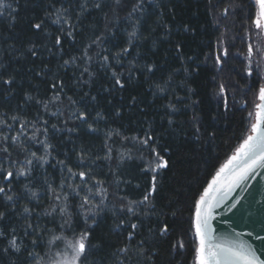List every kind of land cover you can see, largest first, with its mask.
<instances>
[{
	"label": "trees",
	"instance_id": "trees-1",
	"mask_svg": "<svg viewBox=\"0 0 264 264\" xmlns=\"http://www.w3.org/2000/svg\"><path fill=\"white\" fill-rule=\"evenodd\" d=\"M5 2L17 11L7 9L0 17V121H4L0 137L19 136L27 152L9 140L11 156L5 159L6 154L0 153L2 166L14 173L11 182L0 178V186L8 185L11 191L6 188V192L13 195L9 202L0 194V211L5 212V219L0 220L4 232L0 264H25V249L36 238L31 230L25 235L29 223L39 225L44 241L35 252L45 261L50 239L45 229L65 237L64 242H56L59 249L53 246V252L65 251L73 233L59 230V216L43 213L53 204L49 186L59 191L61 183H83L79 176L69 179L67 168L86 171L91 177L87 187L95 190V182L101 181L107 189L104 211L95 225L91 217L88 224L83 217L78 220L77 235L85 229L92 233L86 264H195L190 223L194 201L251 134L249 113L259 102V88L264 85L260 67H254L251 76L246 71L248 37L256 14L253 0H152L143 14H136L138 20H125L127 13L120 12L119 23L108 27L105 12L112 19L108 7L100 10L93 5L107 6L112 0ZM81 5L87 7L81 11ZM225 8L227 16L222 14ZM41 21L40 31L31 27ZM134 27L136 36L130 37ZM100 34L107 51L93 45L88 49L92 61L83 62V49ZM57 36L61 45L55 44ZM125 47L129 51L117 63V54ZM225 48L227 56H223ZM97 52L109 57L106 65ZM73 58L74 63L64 65V60ZM147 65L153 66L152 72L146 71ZM86 66L91 77L83 72ZM113 70L122 73L123 88L114 84ZM5 80L12 83L5 84ZM220 84L226 87L227 111L217 95ZM57 93L59 102L50 103L47 109L36 102L46 103ZM81 113L83 120L78 118ZM13 117L18 119L13 121ZM25 122V134H21L20 125ZM33 125L41 132L46 128V135L37 133L36 139H29ZM148 136L152 139L142 144ZM45 143L51 146L47 149L50 155ZM32 152L46 157L48 163L41 166L34 160L28 166L29 174L17 175ZM157 153L168 166L153 172ZM8 160L13 162L11 166ZM153 175L157 191L150 203H139L151 190ZM129 202L135 214L127 212ZM122 207L124 211H120ZM163 225L169 232L160 236ZM13 228L21 253L9 250L10 254H3ZM178 242L183 249L174 247ZM125 248L127 252L120 251Z\"/></svg>",
	"mask_w": 264,
	"mask_h": 264
},
{
	"label": "snow or ice",
	"instance_id": "snow-or-ice-1",
	"mask_svg": "<svg viewBox=\"0 0 264 264\" xmlns=\"http://www.w3.org/2000/svg\"><path fill=\"white\" fill-rule=\"evenodd\" d=\"M152 0H112L110 5H102L101 3H95L93 7L96 9L103 10L105 7H108L109 11L112 13V19H108V12H105V19L108 20V27L113 23H119V13L126 12L125 20L129 19H139L137 17V13L143 14L145 11V5H151ZM256 4L259 5V14L258 17L254 20V24L256 29L264 30V0H256ZM87 6L81 5V11H83ZM11 9L12 12H16V8H12L10 4H7L5 0H0V17H2L5 13V10ZM224 16L228 15V9L225 8L223 13ZM59 16V12L57 13ZM59 20L54 21V23H58ZM67 22V21H66ZM41 22L32 23L31 27L37 31L42 29ZM72 25L69 24V28ZM67 35L69 37L72 36V32L68 31ZM130 37L136 36L135 27L133 31L129 34ZM103 40L104 35H95L91 40V43L88 44L82 51L81 60L90 64L92 61V56L89 54L88 49L92 48L93 45H98L101 47V50L106 52L107 50L103 48ZM62 41L60 36L55 38V44L61 45ZM131 39L129 40V44H131ZM33 56L37 55L36 52L29 49ZM129 51L128 47L123 48V50L117 54L116 62H120V57H123ZM257 52H261V49L257 47ZM253 55V46L249 44L248 46V59L251 61V57ZM97 56L100 58L102 65H106L109 61V57L107 55H101V52H97ZM223 56H227V49L223 50ZM264 58V57H262ZM75 62V58L71 60H64V65H69ZM216 63H221V56L217 55ZM257 67H260L258 64ZM147 72L153 71L152 65L146 66ZM247 74L251 76L253 74L251 69V64H249L246 69ZM84 73H87L89 77L93 75L90 71V67L86 66L83 69ZM41 73H37L40 75ZM120 75L117 71H112V77L114 78V84L119 85L120 88L124 87V84L121 82ZM131 75V72L129 73ZM264 79V77H261ZM5 84H11V80H5ZM53 87H56L54 84ZM60 87L62 89L63 84L61 82ZM217 95L223 98L225 111L228 110V98L226 96V87L224 84H220ZM31 99V97H29ZM134 99V98H133ZM258 99L261 101L260 104L256 105L257 111L255 112V122L251 124L250 133L243 142L237 147L235 152L231 157H229L225 163H223L212 176L211 180L208 181L206 187L203 188V191L200 193L199 197L194 201V210L191 218V228L195 237L194 241V258L195 264H264V261H261L256 254L251 251L249 248L244 246L243 244L236 243H218L214 241L212 232L211 221L214 219L213 213L218 207H222L225 205L227 201L232 199V193L241 187L248 178L255 172L256 168L264 167V85L259 88ZM70 103H74L71 101L69 97ZM37 103H42L45 109L48 108V105L53 102H59V93L49 100L48 102H42L40 100L36 101ZM169 107L174 111L175 108L172 105ZM55 115L56 113H52ZM119 115V113H117ZM249 116H253V113H249ZM79 119H85L83 113L78 117ZM215 119V117H213ZM13 121H16L18 118L13 117ZM4 123V121H0V124ZM46 124L47 121H44ZM168 123L171 125L172 120L170 119ZM10 127V126H9ZM26 127V122L20 125L21 134L24 133V129ZM56 126L53 125V128ZM89 129L92 130L91 125H89ZM71 131V129H70ZM200 129L196 127V133L199 134ZM37 133H41L46 135L47 129L44 128L41 132L40 128H37L35 125L32 126V135L29 139H36ZM3 140V144H0V153L6 154L5 159L11 156V151L9 150L8 141L11 140L13 145L19 147L22 151L27 152L24 144L19 143V136L9 137L3 136L0 137ZM152 137L148 136L146 140L141 141L142 144H147L148 140H151ZM51 147L47 143H45V151L47 153V149ZM155 152V149H152ZM31 159L26 158L23 161L24 167L17 169V175L25 176L30 173V168L35 161H38L41 166L43 164L48 163L46 157H37L35 152L29 154ZM83 161V157H81V162ZM4 160L0 159V178L5 181L11 182L13 180L14 173L13 171L4 168L3 165ZM9 166L12 165V161L8 160ZM19 163V161H17ZM60 165H64V161H58ZM168 166L167 161L163 160L159 154H156L154 167L151 169L153 172L158 171L159 169L166 168ZM67 172L69 173V179L79 176L81 184H67L61 183L60 190L49 186V191L53 193L51 199L53 200V204L50 206L49 210H46L43 215L48 216H59L60 224L59 230L63 232H72L73 239L68 241L65 244L66 251L71 253L70 259H58L57 253L53 252V246L59 249V244L57 241L64 242L65 237L63 235H56L51 229H45L44 232L50 234V239L47 240L48 252L45 255L48 257V260L45 261L43 257L39 255V253L35 252V249L39 246L40 243L44 241V237L40 235L39 225H33L29 223L27 225V229L25 230V235L29 234L28 230H31L36 234V238H34L31 242L32 247L26 248V257L25 264H86L88 261L90 250L92 246L88 243L89 237L92 235L91 231L85 229L80 231L77 235L78 220L80 217H83L84 223H89V217L92 218V225L96 223V217L99 216L105 207V202L107 200V189L102 187L101 181H96L95 190L91 187H87L88 180L91 177L86 173V171H80L78 173L73 172L71 168H67ZM152 186L151 190L148 194L144 195L143 200L139 201V203H150V196L152 193L157 191V177L155 175L152 176ZM6 188H8V192L11 191L8 185L0 186V194H3L5 199L9 202L13 201V195L8 194L6 192ZM65 188L68 191H65ZM35 196V193H32ZM74 197L70 202V198ZM99 197V199H95ZM240 204L239 200H235L233 203L228 204V210L232 211L238 207ZM125 209L122 207L120 211H124ZM127 212L133 213L134 208L131 206V202L126 208ZM25 213L29 212L28 208L24 209ZM175 215V213H173ZM5 219V212L0 211V220ZM91 227V226H90ZM133 229L137 227L136 224L131 225ZM16 229H12V237L7 242V247H5L2 252L3 254H10L9 250L14 253H21V244L17 243V237L15 235ZM169 232V228L167 225H163L159 229L160 236H165ZM4 236V232L0 231V237ZM131 239V236H129ZM141 246L144 241H141ZM99 248V245L95 246ZM174 247H178L179 249H183L184 245L182 242H178ZM122 252H127V248L121 249ZM92 255H95V252H91ZM60 255H64L63 252Z\"/></svg>",
	"mask_w": 264,
	"mask_h": 264
},
{
	"label": "water",
	"instance_id": "water-1",
	"mask_svg": "<svg viewBox=\"0 0 264 264\" xmlns=\"http://www.w3.org/2000/svg\"><path fill=\"white\" fill-rule=\"evenodd\" d=\"M235 200L240 204L229 211L228 204ZM213 216L211 225L215 242L243 244L264 261V167L256 168L232 193V199L218 207Z\"/></svg>",
	"mask_w": 264,
	"mask_h": 264
},
{
	"label": "rangeland",
	"instance_id": "rangeland-1",
	"mask_svg": "<svg viewBox=\"0 0 264 264\" xmlns=\"http://www.w3.org/2000/svg\"><path fill=\"white\" fill-rule=\"evenodd\" d=\"M255 8H256V14H255V19L258 17L259 14V5L256 4V0H253ZM254 19V20H255ZM248 43L253 46V55L251 57V61L248 59V54H247V68L249 64H251V69L254 67H257V65H260V70H261V75L264 77V30H258L255 27V24L253 22V33H251V36L248 37ZM257 47L261 49V52H257ZM263 84H264V79H262ZM260 103V100L257 104ZM256 105L253 109V116H252V123L255 122V112L257 111ZM64 255H57L58 259H70L71 258V253L66 251L63 252Z\"/></svg>",
	"mask_w": 264,
	"mask_h": 264
}]
</instances>
